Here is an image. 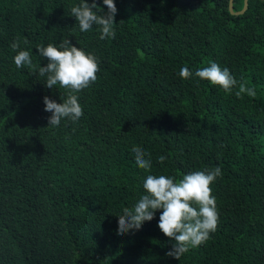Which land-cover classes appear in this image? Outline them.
Here are the masks:
<instances>
[{
  "label": "trees",
  "instance_id": "trees-1",
  "mask_svg": "<svg viewBox=\"0 0 264 264\" xmlns=\"http://www.w3.org/2000/svg\"><path fill=\"white\" fill-rule=\"evenodd\" d=\"M80 2L0 0V264H264V0H248L242 13L229 0H114L116 36L104 40L70 16ZM67 39L100 71L77 93L80 120L51 127L44 97L63 103L67 90L46 87L37 48ZM20 50L34 70L15 66ZM212 61L256 97L195 75ZM185 66L190 79L179 76ZM133 146L150 154L151 173ZM217 166L219 224L205 244L167 256L174 242L158 227L159 210L117 234L148 174L179 180Z\"/></svg>",
  "mask_w": 264,
  "mask_h": 264
},
{
  "label": "clouds",
  "instance_id": "clouds-1",
  "mask_svg": "<svg viewBox=\"0 0 264 264\" xmlns=\"http://www.w3.org/2000/svg\"><path fill=\"white\" fill-rule=\"evenodd\" d=\"M103 4L107 6V12L100 8L97 0H92L91 4L88 0H81L71 8L70 16L76 18L81 32H89L95 25L98 26L101 40L114 39L118 9L114 0H103ZM10 47L13 51L20 49V41L13 42ZM37 49L39 55L48 60L46 66H39L38 72L40 77H46V87L59 85L67 90L66 98L61 97L63 103L44 97L45 111L52 113L48 118L49 126L58 127L65 118L73 122L79 121L84 115V110L77 93L90 87L98 79V58L72 45L70 39L63 40L58 47L48 44ZM14 64L18 69L27 66L34 70L36 67L31 53L27 50L18 51ZM192 75L186 66L179 71L182 79H190ZM195 75L219 86L225 93L231 94L235 89L236 97L241 99L245 94L252 98L257 95L255 87L248 86L246 81L237 80L228 68H221L214 61L210 62L209 66L196 70ZM132 152L136 165L151 173L150 154L136 146H133ZM146 156L149 158L146 159ZM167 158L160 155L158 161L163 164ZM221 176L222 169L218 166L185 174L179 180L175 176L148 174L143 180L146 194L141 196L133 208L123 209V214L118 216L117 234L123 236L140 230L145 222L155 218L159 210L158 227L174 242L166 255L180 260L191 249L205 244L210 234L217 230L219 211L212 185Z\"/></svg>",
  "mask_w": 264,
  "mask_h": 264
},
{
  "label": "water",
  "instance_id": "water-1",
  "mask_svg": "<svg viewBox=\"0 0 264 264\" xmlns=\"http://www.w3.org/2000/svg\"><path fill=\"white\" fill-rule=\"evenodd\" d=\"M247 4H248V0H243L242 8L239 10H234L233 9V0H229L228 8H229L230 12H232V13H242L247 8Z\"/></svg>",
  "mask_w": 264,
  "mask_h": 264
}]
</instances>
